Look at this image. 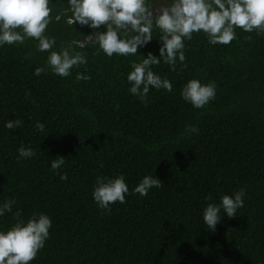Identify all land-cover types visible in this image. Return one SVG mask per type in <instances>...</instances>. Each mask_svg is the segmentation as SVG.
Instances as JSON below:
<instances>
[{
    "label": "trees",
    "instance_id": "trees-1",
    "mask_svg": "<svg viewBox=\"0 0 264 264\" xmlns=\"http://www.w3.org/2000/svg\"><path fill=\"white\" fill-rule=\"evenodd\" d=\"M63 2L51 5L50 15L61 19L45 31L57 51L93 31L68 25ZM235 31L227 45L193 33L183 65L177 62L175 71L163 62L153 66L173 90L150 89L146 104L128 92L126 76L130 61L158 55V29L137 56L86 48L87 64L63 78L33 75L48 52H38L32 38L0 47V203L15 200L12 212L0 217V230L33 213L52 220L49 238L29 264H264V34ZM77 71L90 79L77 81ZM193 78L216 85L215 99L200 109L180 96ZM15 119L22 122L18 128L4 127ZM36 121L44 132L35 131ZM186 125L199 131L185 134ZM22 144L36 155L17 160ZM57 156L65 164L52 170ZM117 175L129 194L105 213L92 199L95 179ZM145 175L161 187L132 194ZM241 188L246 195L236 215L221 212L214 230L204 224L208 203Z\"/></svg>",
    "mask_w": 264,
    "mask_h": 264
},
{
    "label": "clouds",
    "instance_id": "clouds-1",
    "mask_svg": "<svg viewBox=\"0 0 264 264\" xmlns=\"http://www.w3.org/2000/svg\"><path fill=\"white\" fill-rule=\"evenodd\" d=\"M65 4L63 0H59ZM52 0H0V47L5 44H23L32 38L38 52H48L46 62L34 69L33 75L51 72L61 78L71 75L74 69L87 64L86 48H95L107 57L114 54L122 57L137 56V50L153 40L154 29L159 30L161 46L158 55L151 52L140 62L130 61V71L126 79L128 92L141 103L146 104L151 90L172 92L173 85L167 77L155 73L153 66L161 62L176 70V64L185 62V41L191 40L193 33L203 32L210 45H227L236 39V29L244 32L264 34V0H66L65 12H70L66 23L87 26L93 30L74 38L56 48V39L45 34L47 26L60 21L61 15L52 16ZM158 4V6H156ZM103 26L104 31H96ZM82 37V38H80ZM75 79L89 80L86 73L76 72ZM183 101L193 108H203L215 99V82L201 83L198 79L188 80L180 90ZM15 119L4 124L6 129L21 125ZM34 129L44 132L45 125L36 121ZM185 134L197 133L194 125L185 126ZM17 160L36 155L31 147L23 144L17 149ZM65 158L57 156L50 161L52 170L62 169ZM61 180L67 179L63 171L58 173ZM162 182L154 175H145L132 189V194L146 196L150 189L161 187ZM129 194L123 175L115 177L97 176L92 190V199L97 207L110 212V205L125 203ZM245 189L231 195H222L219 203H208L203 209L202 219L210 229L223 215L232 217L244 205ZM14 199L0 203V217L12 212ZM18 216V213L16 214ZM52 227L51 218L44 213H33L27 219H17L7 230H0V264H29L44 247Z\"/></svg>",
    "mask_w": 264,
    "mask_h": 264
},
{
    "label": "rangeland",
    "instance_id": "rangeland-1",
    "mask_svg": "<svg viewBox=\"0 0 264 264\" xmlns=\"http://www.w3.org/2000/svg\"><path fill=\"white\" fill-rule=\"evenodd\" d=\"M156 6H158V4Z\"/></svg>",
    "mask_w": 264,
    "mask_h": 264
}]
</instances>
